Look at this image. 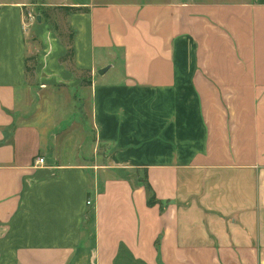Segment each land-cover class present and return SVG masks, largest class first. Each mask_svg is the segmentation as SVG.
<instances>
[{"label": "crops", "instance_id": "0c3cea01", "mask_svg": "<svg viewBox=\"0 0 264 264\" xmlns=\"http://www.w3.org/2000/svg\"><path fill=\"white\" fill-rule=\"evenodd\" d=\"M27 3L0 1V264H264V0H60L87 7L66 24L88 85ZM33 49L35 92L78 86L84 122L51 120L69 98L22 114ZM75 125L82 158L57 150Z\"/></svg>", "mask_w": 264, "mask_h": 264}, {"label": "rangeland", "instance_id": "374dc122", "mask_svg": "<svg viewBox=\"0 0 264 264\" xmlns=\"http://www.w3.org/2000/svg\"><path fill=\"white\" fill-rule=\"evenodd\" d=\"M2 1V0H0ZM58 1L60 0H26V2H28L27 4L22 5L21 7V20H22V26L24 28V32L26 33V35L28 37H30L32 35V29L33 31H36V34L34 35H39L40 39L43 40V42H45L47 44V38H49V35L51 34V32H55V34L57 35V37L62 40L65 41L67 40V36L69 35V32L72 30L70 29L67 24H66V13L64 11H59L58 9H56L55 7H52L54 4L58 3ZM99 2L102 3H131V2H138V3H145V2H158V1H171V0H97ZM178 1H183V2H190V1H196V0H178ZM198 1H211V0H198ZM215 2H221V1H228V0H212ZM231 1H239V0H231ZM50 4V5H48ZM87 9V7H86ZM37 16H39L40 20H37ZM34 28H37V30H34ZM35 43L37 44V41L39 43L40 40L38 37H36V39H34ZM34 49H33V54L32 56L36 58V56L34 55ZM44 59L40 57L39 61L34 63V70L36 68V64H38L40 66V64H43ZM67 64V62H66ZM28 65L32 66V61H28ZM68 68V65H65ZM54 68H58L57 66H54ZM121 68V60L117 61V64L115 65L114 69H111L109 74H113V72H118V70ZM65 69V67H64ZM74 73V72H73ZM59 76L60 73L58 74ZM28 83L31 85V88L26 96V107H24V110H26V112H23L22 114L25 116L27 115V117L29 118L31 115V112L33 111L32 108V104H31V100L34 99V95L35 98H39L40 100H56L58 105H61L62 102L64 100H67V98L74 100V103L76 105V107H69V105H61L59 110L60 112H57L55 114H53V116L51 117V120H59V125L57 124V129L59 130H63L64 128L68 127V125L71 124V121H76V123L81 124L83 121V118L87 116L83 115V110L82 107H84V103L80 104V101H78L77 99L81 96V89L76 86V85H71L68 86L67 90L62 89V91L60 90L61 88H57L58 90H60L61 92L57 93L56 95L51 94L48 90L50 89H46V91H40L39 93L35 92L36 88H38V86L40 85V81L36 80V78H34V73L31 72L30 74L28 73ZM74 76L76 77H84L86 80L89 78V74L86 71H82V72H76L74 73ZM36 81L40 82L37 83ZM45 83L47 84L45 81L42 82V84ZM63 86H66V84H62ZM62 85H58L59 87ZM36 100V99H35ZM44 104V103H43ZM82 105V107H81ZM31 107V108H30ZM86 108V107H84ZM40 109H45L40 108ZM39 110V108H38ZM41 115V114H40ZM47 123H48V119H47ZM46 126V125H44ZM78 126V129H76L75 127V131H77L76 133H73V131L66 133L65 135L62 136V138L58 141L57 143V150L60 152H66L68 151V149L70 148L71 150H76L79 152V154L81 153V158L86 156V154H88L87 152L89 151V142L87 143L85 141V139L81 138V134L82 132L79 131V128L81 127V125H75ZM72 127V126H71ZM79 131V132H78ZM91 135V133H90ZM89 135V136H90ZM50 136H49V131L46 132V140H49ZM81 141L80 143V147L78 149H76L75 144L78 141ZM101 146V145H100ZM103 149V154L106 152V147H104L103 145L101 146ZM101 149L98 148V153H100ZM70 152V151H69ZM64 157H67L66 155H63ZM87 158H89L87 156ZM138 177H140V179H142V177H144L143 172H139L138 173ZM133 176V174H132Z\"/></svg>", "mask_w": 264, "mask_h": 264}, {"label": "trees", "instance_id": "16d2710c", "mask_svg": "<svg viewBox=\"0 0 264 264\" xmlns=\"http://www.w3.org/2000/svg\"><path fill=\"white\" fill-rule=\"evenodd\" d=\"M55 8L58 10L62 9L66 14L86 10V8L82 7V6H57ZM73 35H74V31L71 30L69 32V35L67 36V40H66V46H67L66 53L63 57L60 58V61L67 62L68 68L71 71H73L74 73H76L77 70L74 69V66L72 63L73 62V46H72ZM24 61H25V73H26V75H28V73L30 74L31 72L34 71V63H36V58L33 56H30V57L25 58ZM28 61H32V66L28 65ZM79 79H80L82 85H88V83H90V81L86 80L84 77H79ZM141 182L144 183L146 188L149 187L148 184L145 183V180H141ZM154 203H155V197L152 195L148 199L147 204L149 206H151Z\"/></svg>", "mask_w": 264, "mask_h": 264}, {"label": "water", "instance_id": "95a60500", "mask_svg": "<svg viewBox=\"0 0 264 264\" xmlns=\"http://www.w3.org/2000/svg\"><path fill=\"white\" fill-rule=\"evenodd\" d=\"M37 20L39 21L40 20V18H39V16H37ZM108 67L109 66H105V67H102V68H100V69H98V74H104L106 71H107V69H108Z\"/></svg>", "mask_w": 264, "mask_h": 264}, {"label": "built area", "instance_id": "2783aa9c", "mask_svg": "<svg viewBox=\"0 0 264 264\" xmlns=\"http://www.w3.org/2000/svg\"><path fill=\"white\" fill-rule=\"evenodd\" d=\"M43 162H44L43 157H37L36 160H35V164L36 165H41V164H43ZM87 203L89 204L90 202L87 201Z\"/></svg>", "mask_w": 264, "mask_h": 264}]
</instances>
